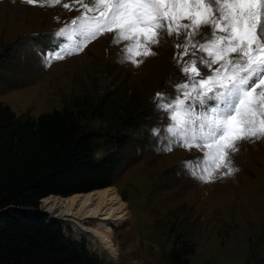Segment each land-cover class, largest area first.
<instances>
[{
    "label": "rangeland",
    "instance_id": "374dc122",
    "mask_svg": "<svg viewBox=\"0 0 264 264\" xmlns=\"http://www.w3.org/2000/svg\"><path fill=\"white\" fill-rule=\"evenodd\" d=\"M82 12L81 0H0V102L17 118L84 106L83 124L102 133L131 117L138 122L124 129L131 140L119 151L121 164L112 184L127 210L126 219L110 225L118 255L108 256L109 262L102 259L115 264H172L168 253L177 239L193 247L186 256L190 264H254L257 253L263 258L264 137L242 140L236 152L229 151L230 167L237 169L232 174L213 167L208 169L213 180L194 178L183 162L203 153L195 147L162 150L169 114L154 101L158 92L174 98V84L184 79L174 59L182 38L162 33L159 43L151 45L155 54L137 57L143 61L137 67L121 62L119 53L127 42L114 45L111 32L98 33L78 50L70 22ZM61 28H66L65 37H55ZM54 42L65 45L63 59L49 57L51 65L45 67L41 53L55 50ZM200 55L204 54L197 52ZM189 59L185 56L181 63ZM153 128L161 133L153 135ZM98 145L96 157L114 150L103 141ZM38 207L66 236L106 257L104 250L46 212L43 200Z\"/></svg>",
    "mask_w": 264,
    "mask_h": 264
},
{
    "label": "snow or ice",
    "instance_id": "6c2138e0",
    "mask_svg": "<svg viewBox=\"0 0 264 264\" xmlns=\"http://www.w3.org/2000/svg\"><path fill=\"white\" fill-rule=\"evenodd\" d=\"M35 3L36 0H26ZM81 17L73 19L82 50L98 33H113V43L127 42L119 53L121 62L139 66L140 56L155 53L162 33L181 43L174 57L184 79L174 84L176 96L158 92L157 107L169 114L164 127L163 151L175 147L199 148L203 155L183 166L196 179L213 180L209 168L230 167L229 151L242 140L264 137V0H81ZM66 8L68 5H64ZM66 28L55 31L65 37ZM41 53L45 67L51 59H63L65 45ZM197 52L204 55L197 56ZM185 56L192 59L183 61ZM198 65L209 70L201 72ZM183 97V98H181ZM153 135L161 133L153 128ZM207 173V174H205Z\"/></svg>",
    "mask_w": 264,
    "mask_h": 264
},
{
    "label": "trees",
    "instance_id": "16d2710c",
    "mask_svg": "<svg viewBox=\"0 0 264 264\" xmlns=\"http://www.w3.org/2000/svg\"><path fill=\"white\" fill-rule=\"evenodd\" d=\"M84 113V106H74L17 118L0 102V264H115L37 210L52 194L69 197L113 184L119 151L131 140L124 129L139 124L131 117L102 133L83 124ZM100 141L114 150L96 157ZM185 241L174 242L172 264H190L193 247ZM254 260L261 264L264 256Z\"/></svg>",
    "mask_w": 264,
    "mask_h": 264
},
{
    "label": "bare ground",
    "instance_id": "6f19581e",
    "mask_svg": "<svg viewBox=\"0 0 264 264\" xmlns=\"http://www.w3.org/2000/svg\"><path fill=\"white\" fill-rule=\"evenodd\" d=\"M43 203L45 211L51 213L55 220L70 225L78 237L88 238L94 247L104 250L106 256L117 258L110 225L126 219L127 210L115 187L68 198L48 196L43 199Z\"/></svg>",
    "mask_w": 264,
    "mask_h": 264
},
{
    "label": "water",
    "instance_id": "95a60500",
    "mask_svg": "<svg viewBox=\"0 0 264 264\" xmlns=\"http://www.w3.org/2000/svg\"><path fill=\"white\" fill-rule=\"evenodd\" d=\"M55 196H59V195H55ZM63 197V196H62ZM38 211H40L39 207L37 208Z\"/></svg>",
    "mask_w": 264,
    "mask_h": 264
},
{
    "label": "clouds",
    "instance_id": "9594fccd",
    "mask_svg": "<svg viewBox=\"0 0 264 264\" xmlns=\"http://www.w3.org/2000/svg\"><path fill=\"white\" fill-rule=\"evenodd\" d=\"M96 253V252H95Z\"/></svg>",
    "mask_w": 264,
    "mask_h": 264
}]
</instances>
